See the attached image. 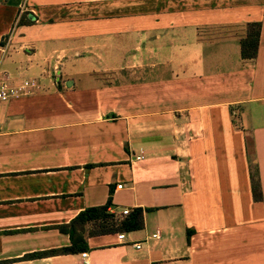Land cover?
<instances>
[{
	"label": "crops",
	"instance_id": "0c3cea01",
	"mask_svg": "<svg viewBox=\"0 0 264 264\" xmlns=\"http://www.w3.org/2000/svg\"><path fill=\"white\" fill-rule=\"evenodd\" d=\"M1 74L0 264H264V0H0ZM108 201L143 227L36 254Z\"/></svg>",
	"mask_w": 264,
	"mask_h": 264
},
{
	"label": "trees",
	"instance_id": "16d2710c",
	"mask_svg": "<svg viewBox=\"0 0 264 264\" xmlns=\"http://www.w3.org/2000/svg\"><path fill=\"white\" fill-rule=\"evenodd\" d=\"M261 25L259 22H249L246 25L245 36L240 40V54L244 59L255 58ZM250 181L252 196L255 201H263L257 164L250 161ZM109 201L103 205L87 207L80 211L68 224L59 226L62 232L70 236V245L55 250L36 253H74L87 249V236H96L115 232H132L143 227V209L133 208L127 215L117 217L109 211ZM33 255V254H32ZM30 255V256H32Z\"/></svg>",
	"mask_w": 264,
	"mask_h": 264
},
{
	"label": "built area",
	"instance_id": "2783aa9c",
	"mask_svg": "<svg viewBox=\"0 0 264 264\" xmlns=\"http://www.w3.org/2000/svg\"><path fill=\"white\" fill-rule=\"evenodd\" d=\"M40 90V84L35 78H24L20 82H14L9 75H0V104L4 103L12 98L33 95ZM139 158V157H138ZM130 212L128 209H124L121 213L127 215ZM119 239L124 238L123 233L118 234ZM135 247L140 248V245L134 244ZM86 253H82L85 256Z\"/></svg>",
	"mask_w": 264,
	"mask_h": 264
}]
</instances>
